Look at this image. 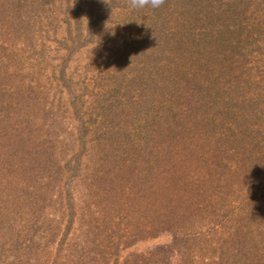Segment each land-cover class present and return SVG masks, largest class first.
I'll return each instance as SVG.
<instances>
[{"label":"rangeland","instance_id":"rangeland-1","mask_svg":"<svg viewBox=\"0 0 264 264\" xmlns=\"http://www.w3.org/2000/svg\"><path fill=\"white\" fill-rule=\"evenodd\" d=\"M9 2L10 26L0 16V264H264V148H254L261 142L254 140L261 131L256 108L247 117L250 133L221 161L229 193L221 210L207 217L203 201L176 242L169 229L134 237L131 222L140 217L129 202L125 219L122 213L121 220L105 219L109 206L99 199L91 204L94 189L86 186L103 172L123 173L109 154L129 150L143 155L134 174L140 168L157 185L172 178L167 168L161 170L167 178L156 179L159 166L144 156L167 150L149 141L150 130L168 116L177 41L203 38L205 24L193 16L204 12L191 13L186 0L143 9H132L128 0ZM233 7L248 12L246 23L256 7L264 16L261 1ZM217 16L215 38H245L234 26L237 17ZM258 53L257 68L264 50ZM255 66L252 61L250 69ZM224 72L219 88L204 87L200 121L219 123L217 112L246 94L254 102L264 89L259 79V88L254 84L257 71H250L255 77L242 90L235 88L236 72ZM204 129L212 131L207 124ZM218 132L216 139H225L223 128ZM211 146L198 142L196 159L184 160L188 181L208 182L209 194L214 183L206 172L217 156ZM161 250L164 256L155 254Z\"/></svg>","mask_w":264,"mask_h":264},{"label":"trees","instance_id":"trees-1","mask_svg":"<svg viewBox=\"0 0 264 264\" xmlns=\"http://www.w3.org/2000/svg\"><path fill=\"white\" fill-rule=\"evenodd\" d=\"M259 1L264 3L263 0H186V8L190 9L191 13L195 14L199 10L204 12L203 17L197 14L193 18L196 19L198 24H205V32L203 38H181L180 40H185V43L181 41L180 45L177 41L176 51L179 54L174 58L175 61L171 63L173 71L171 74V96L167 102V105H169L167 106L168 116L162 120L164 126H161V128L154 122L149 135L151 139H155V141L149 139L150 142L161 144V146L167 147V150L165 153L149 151L147 152L148 157L144 156L147 162L150 159L153 164L155 163L159 166L158 174H155L156 179L162 180L161 178H165L166 173L163 172L162 174L161 170L167 168L172 171V178L166 177L167 180L165 178L163 184L157 185L154 180L147 182L143 173H140V168L139 174H134L135 169H138L136 168L137 162L139 159H143V155L139 154V152L137 154L134 150H129L118 155L109 154V161L112 159L116 161L115 163L121 164L124 170L123 173L106 174L103 172V177L99 174L97 181L86 185H90L94 189V200L91 204L99 199L109 206L107 211L111 212L106 214L105 219L114 216L116 218L117 216V221L118 219L121 220V213L125 219V215H127V213L125 214V209L128 207L127 202H129L130 209L134 207L133 212L138 213L140 217L139 219L137 214L134 215L133 222H131L135 229L134 237H143L153 230L157 231L160 229L165 231L169 229L168 231L172 232L176 242L183 235L180 234L185 228L182 223H188L189 218L196 217L195 211L200 212L203 210V201L209 206L206 209L207 217L211 215L209 213L216 214L217 211L221 210V205H223L224 201H222L223 196L229 195L223 186L222 171L226 167L221 161L227 150L236 152L238 145H240L239 140L250 133L248 126H246L248 125L247 117L248 115L253 116L254 108L260 113L261 124V131L257 133V137L254 139L256 143L258 141L261 142H258V145L254 146V148L257 151L264 148V89L261 93L254 94V99L259 100L257 103H255V100L252 102L250 96L246 94L241 98L240 104H231L225 110L219 111L220 113L217 112L218 116L221 117V122L200 121L206 108L203 105L202 96L204 87L219 88L222 69L225 68L224 73L226 74L232 71L236 72L235 88L237 90H242L243 86H251V77H255V75L251 76V70L257 71L254 84L258 88L256 81L259 79L258 81L261 84L264 82V77L261 76L264 75L263 60L259 61V68L255 66L258 63L255 58L256 55L259 54L258 52L261 53V51L263 53L264 50V40L262 38L264 16L260 15L258 6L256 7L257 12L254 18L250 16L252 19L249 17V23H246L248 12L244 11L245 16L243 12H237L233 7L234 4H238L246 9L248 3L255 2L258 4ZM163 3H166V0ZM10 5L9 0H0V12H2L0 16L7 26H10L13 17V9L10 8ZM217 13L229 19L231 16L237 17L238 20L234 26L242 30L241 36H245V38H237V40L225 38L224 41H221L222 38H218V34L215 38L212 32L215 23L219 21ZM221 50L225 52L223 53ZM252 61L253 67H256L255 69H250ZM259 73L261 74L259 75ZM204 83L207 84L204 85ZM187 102H189V105L185 106ZM192 108L194 110L188 114ZM184 109H186L185 112H183ZM243 111H248V114L245 115ZM182 112L183 114H181ZM180 114L183 115L182 118ZM243 120L246 123L242 124ZM203 123L204 127L207 124V128L211 127L212 131L208 132V129L205 130ZM219 128H223V131L226 132L223 134L225 139H216L219 136ZM200 141L202 143L214 142L215 146H211L213 149L210 148V150L215 154L217 153V156L210 160V168L206 172L207 179L211 178V182L214 183L210 194L207 192L208 182L200 181L198 185L196 180L188 181L187 177L191 175L185 172L184 160L187 161L188 158L189 161L196 159L193 150ZM263 156L261 157L262 159L264 158ZM162 186L164 189L161 188ZM133 204L135 206H132ZM191 204L194 205V209H190ZM192 210H195L194 213ZM225 220V223L228 224L230 217L226 216ZM243 221L244 219L241 222ZM175 228L179 231V234L172 231ZM185 236H189V234L185 233ZM192 238L195 237L192 236ZM208 242L210 241L208 240ZM158 252L155 254L164 256V250ZM139 260L142 263L148 262L147 258L144 257Z\"/></svg>","mask_w":264,"mask_h":264},{"label":"clouds","instance_id":"clouds-1","mask_svg":"<svg viewBox=\"0 0 264 264\" xmlns=\"http://www.w3.org/2000/svg\"><path fill=\"white\" fill-rule=\"evenodd\" d=\"M164 0H128V5L132 9H143L145 7L158 8Z\"/></svg>","mask_w":264,"mask_h":264}]
</instances>
